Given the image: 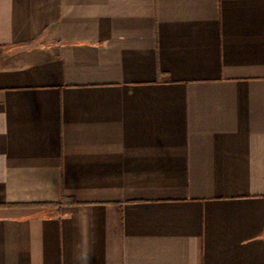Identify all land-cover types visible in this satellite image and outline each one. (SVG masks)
I'll list each match as a JSON object with an SVG mask.
<instances>
[{
	"label": "crops",
	"instance_id": "obj_1",
	"mask_svg": "<svg viewBox=\"0 0 264 264\" xmlns=\"http://www.w3.org/2000/svg\"><path fill=\"white\" fill-rule=\"evenodd\" d=\"M0 264H264V0H0Z\"/></svg>",
	"mask_w": 264,
	"mask_h": 264
}]
</instances>
